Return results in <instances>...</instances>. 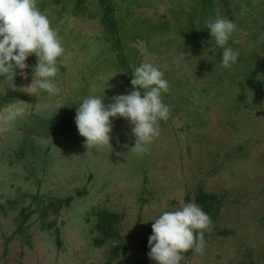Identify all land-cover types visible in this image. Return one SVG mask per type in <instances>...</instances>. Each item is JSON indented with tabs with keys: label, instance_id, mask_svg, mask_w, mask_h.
Listing matches in <instances>:
<instances>
[{
	"label": "rangeland",
	"instance_id": "1",
	"mask_svg": "<svg viewBox=\"0 0 264 264\" xmlns=\"http://www.w3.org/2000/svg\"><path fill=\"white\" fill-rule=\"evenodd\" d=\"M78 1L37 0L65 49L59 94L28 88L35 55L23 75L0 78V264H106L111 243L93 245L95 209L122 216L127 264H154L143 246L152 221L197 204L199 187L223 206L203 251L181 264H264V0H89L81 12ZM218 16L236 25L227 46L240 55L227 69L223 49L209 51L206 21ZM142 62L170 86L150 151H130L133 126L119 117L110 147L87 148L79 103L129 94ZM210 168L219 173L206 176Z\"/></svg>",
	"mask_w": 264,
	"mask_h": 264
},
{
	"label": "clouds",
	"instance_id": "2",
	"mask_svg": "<svg viewBox=\"0 0 264 264\" xmlns=\"http://www.w3.org/2000/svg\"><path fill=\"white\" fill-rule=\"evenodd\" d=\"M206 27L211 37L209 51L223 49L221 65L230 68L240 53L228 47L236 25L223 17L209 18ZM61 38L51 21L37 7V0H0V78L13 81L19 70L23 75L29 56L35 55L32 93L39 91L57 95L61 92L56 81L57 61L64 54ZM129 94L113 98L105 105L102 97L84 98L76 110L75 124L87 148L110 147L111 120L126 119L132 127L134 146L130 151L144 155L160 135V122L170 115L162 95L169 91V82L160 68L142 62L133 71ZM152 224L149 237V258L154 264H181L185 253H201L205 247L204 233L212 221L203 209L193 202L174 211H164Z\"/></svg>",
	"mask_w": 264,
	"mask_h": 264
},
{
	"label": "trees",
	"instance_id": "3",
	"mask_svg": "<svg viewBox=\"0 0 264 264\" xmlns=\"http://www.w3.org/2000/svg\"><path fill=\"white\" fill-rule=\"evenodd\" d=\"M88 1L89 0H79L77 2V9L79 10V12L85 9L84 5ZM110 10H112L111 7H105V11L107 15H109ZM225 13L230 15L231 10L226 11ZM113 24H114V20L109 19V18L108 20H105L103 22V25H107L106 27L108 28L109 26H112ZM20 154L23 155V152ZM218 162L221 165L225 163V161H222V159H219ZM218 162L216 161L213 164H217ZM216 169L217 168H214L212 171V168H210L204 174H206V176H213V174H218L219 172H215ZM222 169L229 170L230 167L228 168L227 166L223 165ZM199 174L201 175L203 173H199ZM195 191H196L195 202L198 204V206H200L203 209L205 213L208 214V216L211 218V221L214 222L215 220L214 218H216V216L220 213L221 207L223 206L222 201H220V198L218 197V195H216L213 192H206L201 187L195 189ZM224 197L225 196H222V199ZM69 200L71 201V199ZM52 205L53 204L50 203V207ZM25 211L26 213L24 217L26 220L29 216L32 215V212L30 210H25ZM58 212L59 211H56V213ZM95 216H96V220L95 222H93V226L95 230L93 231V233L96 235V238L93 240V245L96 248H102V247L108 248L109 244L111 243L109 250L107 249L108 260L106 264H127L125 260V255L130 251V247L128 246L126 242H124L123 238L119 235L122 216L118 213L111 212L110 210H101V209L100 210L95 209ZM45 217H46V212L41 214V218H45ZM143 246L149 247L148 242L144 241ZM193 253H194V250H190L188 253H186V255L191 256L193 255Z\"/></svg>",
	"mask_w": 264,
	"mask_h": 264
},
{
	"label": "flooded vegetation",
	"instance_id": "4",
	"mask_svg": "<svg viewBox=\"0 0 264 264\" xmlns=\"http://www.w3.org/2000/svg\"><path fill=\"white\" fill-rule=\"evenodd\" d=\"M33 113H35V111L31 109L29 115L32 116ZM24 128H25V127H24ZM55 145H56V144H55ZM57 156H59V153H57ZM59 161H61V160H59Z\"/></svg>",
	"mask_w": 264,
	"mask_h": 264
}]
</instances>
